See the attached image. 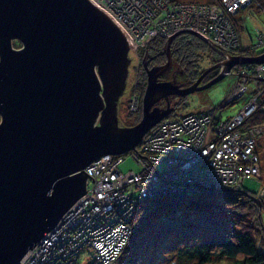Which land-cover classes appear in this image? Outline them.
Masks as SVG:
<instances>
[{"label": "water", "instance_id": "water-1", "mask_svg": "<svg viewBox=\"0 0 264 264\" xmlns=\"http://www.w3.org/2000/svg\"><path fill=\"white\" fill-rule=\"evenodd\" d=\"M130 49L90 0H0V264H20L85 193L86 179L93 181L86 164L139 143L168 110L150 107L160 96H186L233 64L264 62V53L233 57L225 71L188 88L157 82L153 67L141 119L128 129L117 119V97Z\"/></svg>", "mask_w": 264, "mask_h": 264}, {"label": "built area", "instance_id": "built-area-1", "mask_svg": "<svg viewBox=\"0 0 264 264\" xmlns=\"http://www.w3.org/2000/svg\"><path fill=\"white\" fill-rule=\"evenodd\" d=\"M90 1L109 16L124 35H136V45L139 47L144 45L145 38L150 34L168 36L171 29L170 35L179 29L172 27L180 19L174 13L178 6H182L187 20L191 22L187 26L199 28L203 38H206L208 32L206 39L212 41L214 37L218 38L219 33L225 32V27L226 30L232 28L229 16L251 0H221L217 6L171 0ZM107 9L114 14L111 15ZM228 36L225 33V37ZM221 39L223 43L226 42V39ZM235 39L237 37L232 34L228 43L233 46ZM255 39L259 41V47H264V31H258ZM238 48L241 53L240 46ZM260 68L257 67L255 72ZM251 70L239 73L234 71L238 83L241 77L250 78ZM247 83L245 86L240 85L238 96L248 89ZM256 91L254 89V93ZM254 100L255 106H258V96L253 94L242 109H246ZM252 113L248 110L241 117H236V114L222 120L216 109H210L185 115L178 120L158 122L144 134L133 153H130L136 170L122 172L118 168L122 159H117V156L105 158L108 161L93 160L84 171L93 181L87 179L85 193L78 199L81 202L79 209H74V212L67 210L56 226L27 252L20 264H74L85 253L96 264H112L131 237L130 222L142 199L162 195L208 194L221 188H241L243 180L253 176L251 165H248L250 156L247 164H239L243 166L239 167L241 171L236 176L226 171V158L236 152L242 160L248 147L255 143V132L260 127L241 130L243 122ZM213 121L214 126L210 129L209 125ZM134 185H138L136 190H133L132 195H126L125 192ZM99 240V248H95L93 243Z\"/></svg>", "mask_w": 264, "mask_h": 264}, {"label": "rangeland", "instance_id": "rangeland-1", "mask_svg": "<svg viewBox=\"0 0 264 264\" xmlns=\"http://www.w3.org/2000/svg\"><path fill=\"white\" fill-rule=\"evenodd\" d=\"M171 1L180 2V3L182 2L210 3V5H215V6H217L218 4L217 0H171ZM181 7L182 6H178V8H175V12H174L175 16L180 17V19L178 21H175L172 25V27H178L179 29L174 31L171 35L170 32H172V29L169 31L168 36L150 34L147 39L145 38L146 41L144 45H141L139 47L136 45V40H137L136 35L134 34L126 35V38L128 39L132 48L129 50L128 53V56L131 57V59L129 63L128 73H127V78L123 93L117 97V99L119 100L117 101V119L124 128H131L133 127L132 125L137 122L134 125L136 126L141 119L144 93L148 85L147 71H150L153 67L156 68H153L151 74L152 79L155 78L154 80H156L157 82H164L168 84L172 83L174 86H177L179 88H188L194 85L200 77L201 79L203 78V80L201 81L200 79L198 84L202 85L207 83L214 77H216L221 72L225 71L227 68V62L231 60L233 57L257 56L262 54L259 52L264 51V47H259L257 45L259 41L258 40L256 41L255 37H253L254 32H256V36H257L258 31L260 32L264 31V9L261 8L264 7V1L251 0L245 6L243 7L239 6L237 12L229 16V20L232 25V28L229 27L226 30L225 27V32L219 33L218 38L214 37L212 41L209 38L208 39L210 41L206 39L208 37V32L206 38L205 37L203 38V36L200 35L202 33L199 28L194 29V27L187 26L190 25L191 22L187 20L186 11ZM107 10L111 13V15L114 14L110 9ZM195 20L196 17L193 19V21ZM212 22L215 21L212 20ZM189 29L191 30L193 29V30L191 31ZM180 33H192L193 35H196V37H198V39L206 46V50H205L206 52L203 54L204 60L202 61L201 68L198 69L199 71L204 70L203 71L204 73L197 74L196 75L198 76L196 78L197 80L192 79L193 78L192 71L194 70L191 69V66H187L186 64L184 65L179 64V62H176L175 59L171 58L170 56L169 45L172 40L169 39L172 36L175 37ZM225 33H227L229 36L225 37ZM232 34H234L237 37V39L233 41V46L228 43L229 38L232 37ZM154 38L164 39L167 43L166 46L167 60H164L160 64H155L154 61H150V60L147 61L148 62L147 63L146 61H142L140 56V54L143 53L142 48H144L148 44V42ZM221 38L226 39V42L223 43L224 40H222ZM239 46L240 48L243 47L241 53L237 50ZM11 47L13 49H20L22 47V44L17 40H12ZM248 50H250L251 52H249ZM148 56H149V52L147 51L145 60H147ZM213 60H215V63ZM257 67L258 68L261 67L260 70H258V72L261 71L260 74L258 72H255ZM250 68L252 69L251 71H249L250 78L247 79V77H241L240 82L238 83L239 79L235 75V72L236 71L238 73L241 71L245 72L246 70L248 71V69L250 70ZM207 74L208 77L210 75L212 77L208 79V77H206ZM263 78H264V62L250 63V64L236 63L232 65L228 75H226L220 81L211 85L210 87L204 90L195 91L186 96L167 94L166 95L167 100L165 99L164 96H160L159 99H157L150 105V107L152 109L158 108L159 111L161 112L162 110L166 111L168 106V110L164 113L163 117L159 120V122H162L164 120L165 121L178 120L179 118L185 115L201 113L208 111L210 109H216L217 115H220L222 120H225L226 118L229 117H233L238 112L239 113L236 115V117H241L248 110L254 113L258 110L264 109V86L260 85V80H262ZM205 79H208V81H205ZM253 79H255L256 81ZM143 80L145 82H143ZM200 81L202 84H200ZM247 82L248 83L254 82L255 85L253 90L251 91H253L254 96H258L259 101L260 99L261 101L259 102L258 106H255L256 102L254 100L250 103V105H248V107H246V109L243 110L242 108L245 106L246 102L251 97L250 94L251 91L250 89H245L244 92L242 91L243 94H241L240 96H238V93L241 90L240 85L245 86ZM249 87H251V84L249 85ZM141 89L142 91L140 92ZM254 89L257 90L255 93H254ZM258 92L262 94L259 95ZM138 116H140V119ZM0 122H1V118H0ZM214 123L215 121L211 122V124L209 125L210 129L212 128V126H214ZM245 128L246 127H242L241 130L244 131ZM219 129L220 128H218V130ZM224 129L227 130V127H225ZM214 130L217 132L216 128ZM232 131H235V129ZM254 140L255 143L248 147L249 151L247 150L246 155L244 157L243 156L241 157L242 160L240 159L238 153L236 152L233 153V155L228 156V159L226 158V171H230L231 176H236L238 172L241 171L239 167L243 166L239 164L242 163L247 164V162L249 161L248 155L250 156V163H248L249 166L251 165L250 172L257 180L256 181L253 179L246 180L243 188L246 189L248 192H250L249 197L254 201V203H256L255 204L256 206H253L252 209L253 213L250 218H244V219L241 218V219L245 221L249 226H251L252 230L258 232V234L256 235L258 242L257 245L260 246L263 249L262 252H264V127L263 128L261 127V129H259L257 133L255 132ZM226 143H228L227 140ZM102 156L94 158L93 160L99 159ZM116 156L117 159L119 158L122 159V162L118 166V168L122 172L137 169L134 160L130 156L129 152L119 154ZM89 164L90 163H88V166ZM86 168L87 165L84 166V171ZM165 172L166 170L163 171L162 173ZM86 186H87V179H86ZM137 187L138 185H134L132 189H129V191L125 192L126 195L129 194L132 195L133 190L134 189L136 190ZM251 192H256V194ZM185 195H189V194H185ZM78 199L68 208V210L70 209V211L74 212V209L75 210L79 209V206L81 204L79 200L81 198L79 200ZM170 211H172L173 213L179 211L181 214H184L186 212L184 209L180 210L173 208L170 210H166V213L170 215L171 213ZM214 214L218 216L217 212H214ZM157 224H159L157 219L151 220L149 223V227L140 230L135 240L136 239L139 240L145 237L146 233H148L147 230L149 231L151 230V233H154L155 230L154 227ZM163 225L164 226L161 228V230H159L161 231L160 233H162L161 236H159L158 238L159 241H157L154 246H151L153 248L145 250L147 247H146V243H144L143 245L140 244L141 248L143 249H140L139 251L135 249L136 251H133L131 250L132 249V243H131L130 248L128 249L129 252L127 251L128 255L124 256L125 253H123V255H121V257L118 260L116 259L117 261L114 262V264H175L173 260V253L177 247L184 245V241L186 240V238L183 236L181 237L179 233H175L173 230H169L168 229L169 225L165 223ZM236 229L239 231V228ZM99 243L100 240L94 242L93 243L94 247L99 248ZM37 244L38 242L36 243V245ZM19 263H21V261ZM78 263L96 264L92 262V259L86 253L81 256ZM74 264H77V262L75 261ZM211 264H220V262H213Z\"/></svg>", "mask_w": 264, "mask_h": 264}, {"label": "trees", "instance_id": "trees-1", "mask_svg": "<svg viewBox=\"0 0 264 264\" xmlns=\"http://www.w3.org/2000/svg\"><path fill=\"white\" fill-rule=\"evenodd\" d=\"M217 1L219 3V0ZM255 34L256 32H254L253 37H255ZM166 46L167 43L164 39H152L142 48L141 60L154 61L155 64L162 63L167 60ZM169 48L171 58H174L179 64L191 66V69L194 70L192 71L193 80L198 77L197 74L204 73V70L199 71L198 69L201 68L204 60L203 54L206 52V46L196 35L180 33L172 39ZM242 49L243 47L240 48V50ZM147 51L149 56L145 60ZM215 60H213L214 63ZM206 77H208V74ZM211 77L210 75L208 79ZM208 79H205V81H208ZM143 82L145 81L143 80ZM250 84L251 87H249ZM254 85V82H249L247 88L251 91ZM260 85L264 86V78L260 80ZM250 94L252 97L253 92L251 91ZM260 101H258V104ZM138 117L140 119V116ZM135 124L132 126L135 127ZM242 127L263 128L264 109L250 115L243 122ZM248 179L257 180L254 176H251L243 180L241 188H221L208 194L163 195L142 199L137 204L135 214L130 222L132 227L131 237L117 260L123 253H125L124 256L128 255L131 243V250L133 251L143 249L140 244L143 245L144 243L147 247L145 250L153 248L151 246L159 241L158 238L162 234L159 230L165 223L169 225V230H173L175 233H179L181 237L186 238L184 245L177 247L173 253L175 264H211L213 262H220V264H264L263 249L257 245L256 235L258 232L252 230V227L242 220L250 218L253 213V206H256V203L249 197L250 192L243 188L245 181ZM251 193L256 194V192ZM173 208L184 209L186 212L181 214L179 211L174 213L170 211L171 213L168 215L166 210ZM214 212H217L218 216ZM155 219L158 220L159 224L154 227V233L147 230L148 233L143 237L144 239L135 240L139 231L149 227L150 221ZM236 228H239V231Z\"/></svg>", "mask_w": 264, "mask_h": 264}, {"label": "bare ground", "instance_id": "bare-ground-1", "mask_svg": "<svg viewBox=\"0 0 264 264\" xmlns=\"http://www.w3.org/2000/svg\"><path fill=\"white\" fill-rule=\"evenodd\" d=\"M126 36V35H125ZM135 148V147H134ZM134 148L133 149H130V150H128L127 152H129V153H133V150H134ZM126 153V152H125ZM123 154V153H122ZM102 156V155H101ZM114 156H116V155H113V154H110V153H107V154H103V156L102 157H100L99 159H101V161H108V159H105V158H107V157H114ZM99 159H97V160H99ZM87 166H88V164H86ZM85 165V166H86ZM83 171H84V168H83ZM169 196V195H168Z\"/></svg>", "mask_w": 264, "mask_h": 264}, {"label": "flooded vegetation", "instance_id": "flooded-vegetation-1", "mask_svg": "<svg viewBox=\"0 0 264 264\" xmlns=\"http://www.w3.org/2000/svg\"><path fill=\"white\" fill-rule=\"evenodd\" d=\"M202 80H203V78L201 79V81H202ZM201 81H200V84H202Z\"/></svg>", "mask_w": 264, "mask_h": 264}]
</instances>
